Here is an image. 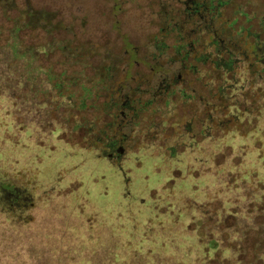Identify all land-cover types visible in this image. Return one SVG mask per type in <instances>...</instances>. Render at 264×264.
I'll list each match as a JSON object with an SVG mask.
<instances>
[{"label": "rangeland", "instance_id": "1", "mask_svg": "<svg viewBox=\"0 0 264 264\" xmlns=\"http://www.w3.org/2000/svg\"><path fill=\"white\" fill-rule=\"evenodd\" d=\"M187 2H53L64 11L62 15L68 25L73 26L77 42L85 48L95 47L96 51L86 61L80 58L89 67L83 62L67 66L59 52L42 55L37 65L52 68L59 74L83 72L92 75L101 63L113 61L117 66L114 82L123 80L126 92L129 88L139 89L137 99L144 103L152 97L147 89L159 85L164 78V74L151 73L156 65H153L154 55L159 53L153 44L161 43L167 54L175 57L176 36L162 12L176 15L175 27L177 20L185 18ZM237 10L242 11V15L237 13L240 17L234 30L231 28L229 32H238L240 26L250 27L252 33H260L264 42L261 26L264 24V0H231L222 12L227 18ZM189 27L190 33L197 26ZM54 35L59 39L71 37L65 32ZM234 36L233 41L240 42L238 34ZM25 37L34 44H45L49 39L40 31L28 32ZM207 41L202 34L190 37L195 48L188 45L184 49H194L201 59L198 62L193 56L189 59L194 74L183 75L188 82L183 87L186 90L184 99L162 97L157 101L161 106L157 113L140 111L139 116L134 117L133 127L121 132L125 133L126 140L122 145L125 154L119 160L112 162L100 157L102 152L90 148L85 130H76L71 122L41 124L36 116L29 122L28 130L20 133L15 124L12 131L8 130L10 119L3 123L0 119V149L6 140L15 141L17 146L15 149L6 145L14 161L7 167V159L0 160V176L32 195L29 210L21 211L15 218L0 209V230L14 234L18 240L13 253L7 250L4 256L0 254V262L79 264L83 257L90 256L94 250H102L106 246L104 243L109 242L114 245L128 243L130 246L125 248L123 256L131 264H181L175 253L178 244L184 243L185 252H199L196 245H186L193 239L180 235H202L215 228L224 232L232 224L223 223V219L234 209L239 212V219L243 215L249 219L256 214L264 195V72L262 77L252 73L238 54L234 58L233 71L220 79L206 57L214 52L213 48L206 47ZM106 55L109 59H105ZM212 60H217L216 55ZM157 62L166 68L172 67L167 73L169 78L172 74L175 76L180 67L178 62L170 66L164 54ZM207 73L211 74L213 93L209 95V103L212 112L215 107L228 109L222 114L216 111L211 125L207 121L203 128L202 121L209 118V113L204 114L203 104L193 102L192 88L196 94L205 95L203 85ZM213 82L217 88L219 85L225 88L226 96L230 97L228 102L213 95ZM188 99L191 102L184 105L183 101ZM102 100L100 97L94 104L99 105ZM112 120H98L96 125H111ZM20 122H24L22 118ZM101 139L105 141V136ZM57 154V158L68 156L69 160L56 163ZM44 166L50 167L52 173L47 175ZM101 186L112 199L115 195L108 207L97 201L96 192ZM109 227L126 229L129 234L133 228L141 238L134 242L118 232L110 237ZM0 241L12 243L6 237H1ZM105 259L111 260L108 255ZM202 260L200 257L195 261Z\"/></svg>", "mask_w": 264, "mask_h": 264}, {"label": "trees", "instance_id": "2", "mask_svg": "<svg viewBox=\"0 0 264 264\" xmlns=\"http://www.w3.org/2000/svg\"><path fill=\"white\" fill-rule=\"evenodd\" d=\"M57 1L0 0V119H2V123L4 120L10 119L7 124L8 130L12 131L14 128L13 125L15 124L16 129L20 133L28 130L29 122L36 116L40 118L39 123L41 122V124L52 121H58L63 124L71 122L74 124L76 130H85V137H88L91 142L90 148L94 150L96 148L95 142L98 139L105 136L107 144H112L113 137L115 136V132L110 125H102L99 132L101 136L96 140V122L117 116L122 110L121 107L127 97L129 99L133 98L139 89L126 92L124 91L125 86L122 83L123 80L114 82L113 74L117 70V66L114 65L115 62L113 61L109 63L104 61L96 68L92 75H87L83 72H75L74 74H66V72H63L59 74L55 73L52 68L37 65L42 55L49 56L55 52H59L67 66L74 67L83 62L84 66L89 67L84 62L95 54L96 51L95 47L85 48L77 42L73 26L68 25L63 18L62 14L64 11L62 12L59 5H53V2ZM71 1L74 4L78 2V0ZM213 1L217 5L223 3L224 6L231 3V0L227 2L224 0ZM209 6L210 8L204 13L205 18H200L198 22L203 23V20H206V22L212 20L214 21L213 25H217L218 22L216 23V21H221L224 14L218 8L216 15H212L216 11L214 9L216 5L212 3ZM237 13L242 15V11L239 12L237 10L235 14L223 20L227 25L228 33L231 28L233 29L240 17L237 16ZM162 16L165 18V21H173L169 22L170 26L175 23L176 15L167 13L164 10ZM188 16L189 12L185 14V18ZM247 21L249 22V19ZM262 26L264 28L263 23ZM34 31L42 32L44 36L49 38L48 41L45 44L29 42L25 34ZM60 32H65L71 37L66 36L64 39L53 37L55 36L54 34ZM237 33L238 36L240 35L239 40L242 43L246 39V35L252 32L250 27L244 28L240 26L239 31L235 32V34L237 35ZM157 36H154V38L156 39ZM229 37L231 36L228 35ZM153 45V48L159 51L160 54L154 55L155 62L153 65H156L153 67L152 74L170 73L172 67L166 68L164 65L159 64L157 59L163 54L167 55L171 66L172 63L180 61L182 57L181 52H183L181 50L182 46L183 49L187 47V44L180 45L177 42L175 57L173 58L171 57L172 54H167L165 46L161 45V43L155 42ZM243 45H241V49L232 46L228 60H221L217 55V60L214 61L212 57L210 59L209 55L206 56L210 59L209 62L215 66L214 72L218 73L220 79H224L221 75L223 76L225 70L218 66L227 62L228 67L233 65L235 60L232 59V56L239 54L241 57H244ZM259 47L260 53L264 54V46ZM186 51L190 52V50L184 49V52ZM187 56L186 54L185 57ZM192 56L197 62L201 59V56L197 53H194ZM81 57L85 61L81 60ZM105 59H109V56L106 55ZM172 79H175L173 74ZM167 88L168 90H165ZM212 88L215 90L214 96L222 99L226 97L225 88L222 85H219L217 88V85L213 82ZM165 89L160 91L159 85L147 89L152 93V97L144 103L138 100L139 112L150 110L154 114L157 113L160 108L156 107V102L160 97L164 96L163 98L171 99L174 95L171 84ZM100 97L103 98L102 103L95 105V101L97 102ZM21 118L24 121L23 123L20 122ZM42 126L45 127L44 125ZM14 135H16V132L13 133ZM119 137H122V135ZM6 142L0 149V160L7 159L6 164L9 167L10 161L13 162L14 160L11 159L13 153L8 151L6 145L13 146L15 149H17V146L15 147L16 143L13 140H6ZM55 157L56 163L69 160L68 156L57 158V154ZM44 168L47 171V175L52 173L49 172L50 167L44 166ZM103 182H105V179ZM115 188L113 189L115 190ZM105 190L102 187L100 191L96 192L97 201L100 205L108 207V203L111 204L113 199H115V195L113 191L111 193L112 196L114 195L112 199L110 195L105 193ZM24 195L27 197V202L22 200ZM31 201L32 195L25 188L21 189L10 181L0 179V209L9 214L11 218L18 216L17 214L21 211L25 212L29 210L30 205H32ZM255 203L258 204L257 201ZM259 204L260 206L256 214L249 219L246 218L247 215H243L239 219V212L236 209L228 212L223 219V223L225 221L227 223L231 222L232 225L228 226L224 232L222 230H216L215 228L204 232L202 235L198 234L190 237L187 233H183L180 235L181 237L193 239L192 243L189 242L186 245H196L199 254L191 252V250L185 252L184 243H180L176 246L177 252L175 253H178L176 259L181 264H264V208L261 207L264 205V195L260 198ZM235 205L236 203L233 206ZM113 232H118L126 239L134 242L138 238H141L138 231L133 228L130 234L126 229L120 227L110 228V237L114 236ZM9 235L11 236L8 237ZM1 237H6L12 242L8 245L0 241L1 256H4L3 254H6L7 250L13 253L14 243L18 241L16 239L17 237L12 233L7 234L5 231L0 230ZM140 242L133 245H137ZM104 244L106 246L102 247V250H94L90 256L83 257L79 264H131L128 262V258H124L123 256L126 255L124 253L125 248L130 246L128 243L114 245L106 242ZM107 255L110 256V263L105 259ZM200 257L203 260L200 263L196 262L195 260ZM9 261H2L0 264L20 263L19 261L9 263ZM30 264H33V262ZM60 264L64 263L61 261Z\"/></svg>", "mask_w": 264, "mask_h": 264}, {"label": "flooded vegetation", "instance_id": "3", "mask_svg": "<svg viewBox=\"0 0 264 264\" xmlns=\"http://www.w3.org/2000/svg\"><path fill=\"white\" fill-rule=\"evenodd\" d=\"M212 1L213 0H188V2L185 3L187 6L186 9L189 12V16L187 18H184L183 21L177 20L175 27H173V25L171 26V29L174 31V34L176 36V42L180 43V45H186L187 44V47L189 44L190 45L189 47L195 48L194 43L193 42L190 43V37L195 33L197 35L202 34L204 36V39L208 40L206 47L210 48V50L213 48V51H214L213 53L208 54L210 59H211V57L218 55L219 59L221 58V60H224L225 56H227V59H225V60H228L230 58L229 54L231 53V47L232 46H235V47L241 49L242 48L241 45L244 44L243 45L244 57L240 56L241 57V58H239L240 61H242L243 64H245L244 66H246L249 70H251L252 73L256 72V74H258V77H259V75L262 77L263 72H264V54L260 53V47L259 46H264V42H262V40H261L260 33L253 32L251 34H247L246 39L242 43H240V42L236 43L232 40L235 38V36H234L235 31L233 33H231V31H232L231 30L228 33L227 29L225 28V26L227 27L226 23L223 22L225 17H223V19L221 21L217 20L216 21V23L218 22L217 25H213L214 21H212V20L207 21V22H206V20H203L204 21L203 23L198 22L200 18H203V19L205 18L204 13L210 8L209 5H211L212 3L214 5H216L214 7V9L216 11L213 12L212 15H216L218 8H220L219 11L221 13H223L222 12V9L224 8L223 3L217 5L215 1H213V2ZM203 8H205V10H203ZM187 10L184 11V15L186 13H188ZM168 21H172V20H168ZM189 26H197V27L195 29H192L191 32L189 33V31H188V28H190ZM222 29L223 30L226 29L225 32H223ZM228 35L231 37L228 38ZM237 38L239 39V36H237ZM181 50L183 51V52H181V54H182V57L180 59L181 62L180 61L178 62V63H180V67L178 68V72L176 71L177 74L174 76L175 79L174 80L172 78L170 79L169 77H167L168 76L167 73H164V78H162V82L159 84L160 91H163L166 87L170 86V84H171L173 91H174L173 96L179 98L180 101H182L184 93L186 92V90L183 89V87L188 83L187 81L184 80L183 75L194 74V73H192V72H194V66L192 63H189V59L192 55H194V53H197V51H195L194 49L190 50V52H187V51L184 52L183 46H182ZM205 52H207V51H205ZM186 54L188 55L187 57H185ZM234 58H235V56H232V59H234ZM227 63L221 64L218 66L219 68L225 70L223 76L220 74L221 77H223V78L226 77L227 72L230 73L231 70L233 69V66L231 65L228 67ZM235 63H236V61L234 62V64ZM210 64H211V62H210ZM152 70H154V69L152 68ZM210 76H211L210 73L209 74L207 73L206 75H204L205 80H204L203 86L205 87V90H206L205 95L196 94L194 87L192 88V94H193L192 100H193V102L196 101L198 104H200V103L203 104L204 109H205L204 114L207 115L209 113L208 114L209 118L205 117L204 120L202 121L203 128L206 127L207 121H208L209 125H211L210 121L214 119V113L216 111L219 112V114H222L223 112H225V110L228 109V108H226V106H225V108H224V106H223V108L215 107V110H213V112H212V107H211V104L209 103V95L211 97V90H210V79H211V77ZM122 83L124 84V86H126L124 81H122ZM189 85H190V83H189ZM130 90H133V89L129 88V91ZM165 90H168V88ZM136 93H135L134 97L131 99H129V97H127L125 103L121 107L122 110L118 113L117 116L112 118L113 120H112V123L110 126H111L112 130L115 132V136L113 137L114 140L112 141L113 142L112 144H107V141H102L101 138L98 139L101 136L99 133L100 127L96 128L95 134L97 135L96 140L98 139V141L95 142V145H96L95 149L102 152L100 157L107 158L113 162V161L119 160L120 158H122L124 156L125 153H124L122 145H123L124 140H126V135H125V133L122 134L121 132L125 131L126 129L132 128L134 125V122H135V118L139 116V108L140 107L138 106L139 103H138ZM162 97H164V96H162ZM162 97H160V99H162ZM228 98H230V97L227 95L224 99L219 98V100L220 101L225 100L226 102H228L229 101ZM127 102H129V103H127ZM187 102L188 103L191 102V99H188V101H183V104L186 105ZM159 103L156 102V104H157L156 107L161 108ZM236 109H238L237 106H236ZM236 109H233V111H235L237 113ZM130 132L131 131H129V134H130ZM117 133H119V134H117ZM120 135H123V137H119ZM128 182L129 181H127V183ZM19 194H21V193L19 192ZM26 198H27L26 195H24L22 200L24 202H27Z\"/></svg>", "mask_w": 264, "mask_h": 264}]
</instances>
